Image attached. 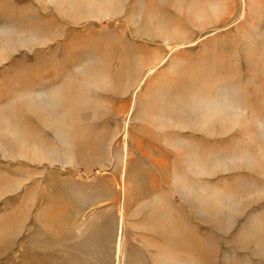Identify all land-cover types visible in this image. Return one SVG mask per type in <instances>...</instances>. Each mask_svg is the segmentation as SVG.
Masks as SVG:
<instances>
[{
  "label": "rangeland",
  "instance_id": "1",
  "mask_svg": "<svg viewBox=\"0 0 264 264\" xmlns=\"http://www.w3.org/2000/svg\"><path fill=\"white\" fill-rule=\"evenodd\" d=\"M0 264H264V0H0Z\"/></svg>",
  "mask_w": 264,
  "mask_h": 264
},
{
  "label": "bare ground",
  "instance_id": "2",
  "mask_svg": "<svg viewBox=\"0 0 264 264\" xmlns=\"http://www.w3.org/2000/svg\"><path fill=\"white\" fill-rule=\"evenodd\" d=\"M122 209V208H121ZM124 213V212H123ZM123 213H120V222H119V230H118V252L120 253L121 248V242H122V236H123V223H124V216Z\"/></svg>",
  "mask_w": 264,
  "mask_h": 264
}]
</instances>
